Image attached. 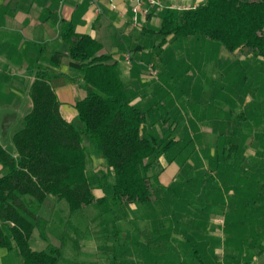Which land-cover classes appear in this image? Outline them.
Here are the masks:
<instances>
[{
	"label": "trees",
	"instance_id": "obj_1",
	"mask_svg": "<svg viewBox=\"0 0 264 264\" xmlns=\"http://www.w3.org/2000/svg\"><path fill=\"white\" fill-rule=\"evenodd\" d=\"M160 16L158 29L142 30L141 51L162 44L167 50L178 41L196 39L218 44L230 54L249 51L259 67L255 72H264V0H204L188 8L168 7ZM59 35L67 46L71 72L67 76L85 96L74 103L75 118L66 120L50 71H35L28 89L31 109L17 121L10 143L0 142V248H15L22 264H59L61 246L49 241V220L40 214L43 201L54 197L64 199L70 213L94 207L100 224H106L108 214L134 205L140 212L130 219L135 231L124 233L112 220L110 232L113 241L123 238L126 243L123 254L136 246L142 260L137 264H251L264 249V178L260 174L264 168L259 166L260 159L250 163L246 151L252 139L264 147V125L259 135L244 128L254 118H264V110L258 107L259 114L250 118L244 115L245 107L235 116L225 110V116L214 122L223 129L217 132L207 167L203 151L211 146L203 145L201 152L200 136L185 129L174 104L166 102L169 109L165 110L160 96L147 98L148 82L139 83L138 89L125 83L117 60L103 51L97 39L76 33L71 23H64ZM154 36L159 37L157 44ZM241 64L227 62L222 74L244 79L242 72L247 71L239 68ZM252 81L250 77L248 90ZM229 123H236L234 129L228 128ZM256 150L255 156L264 155ZM161 154L169 161L175 156L181 160L178 181L168 186L158 180V172H151ZM99 160L112 171L111 178L91 167ZM95 188L103 195L96 197ZM225 200L232 207H225L227 212L223 209V237H218L210 233L211 215L227 205ZM143 216L151 221V228H138ZM103 226L104 236H110ZM35 229L47 241L41 250L29 244ZM241 231L251 234L250 240H240ZM216 247H223V261Z\"/></svg>",
	"mask_w": 264,
	"mask_h": 264
},
{
	"label": "rangeland",
	"instance_id": "obj_2",
	"mask_svg": "<svg viewBox=\"0 0 264 264\" xmlns=\"http://www.w3.org/2000/svg\"><path fill=\"white\" fill-rule=\"evenodd\" d=\"M179 1H174L170 4L162 3L164 6L163 10L169 6L187 8L198 4L193 0ZM160 12H156L158 16L157 24L152 23L153 25L148 26L152 27V30H156L160 26ZM153 41L157 44L159 37L154 36ZM173 44L175 45V43ZM217 45L202 43L196 39H184L178 41L173 48L167 50L162 48L164 44L158 47L155 46L153 51L157 55L154 60L155 63H148L143 67V74L149 77L151 82L149 89L153 88L156 79L160 80V83L156 82L155 85L159 86L163 92V94L159 95L160 100L164 103L163 109H169V105L166 102L174 104L175 107L173 109L180 112L183 116L185 129H192V132L195 133L194 137L200 136L201 141L200 144L197 143V147L201 152L205 149H203V145L208 143L211 146L209 150L207 149L209 152L206 149V151H203L204 163L207 167L210 162V155L214 154V146L218 138L217 132L223 129L220 122L215 124L214 122L225 116V110H230L231 114L235 116L245 107L244 115L247 118L259 114L258 105L260 102L257 105V100H251L250 97L252 95L248 96V101H246L245 94L249 92L247 87L250 84V77L253 80L252 82L264 86L261 75L255 72L259 67L256 64L253 68L250 64L249 51L241 50L239 53L236 50L234 54H230ZM167 51L172 54L170 58L167 57ZM231 61H241L242 64L239 68L242 67L247 71L246 74L242 72L246 76L244 79L241 75L238 79H228L222 74V68L227 62ZM239 86L240 88H237ZM162 98H165V100ZM260 109L262 112L263 108L261 107ZM232 119L235 120L234 118ZM183 123H180V125ZM235 124L229 123L228 128L234 129ZM263 125L264 118L261 115L258 118H254L244 129L251 131L252 135L253 133L259 135V129H262ZM11 129H16V123L11 126ZM181 132H179V135ZM248 142L250 146L246 151L247 157L249 155L250 157L253 156L252 154L256 147V152H264V147L254 142L253 139ZM179 159V157L175 156L172 161H169L165 155L161 154L158 160L152 163L151 172H158L157 177L161 184L165 186L173 184L178 181L177 172L181 164ZM259 166L264 167V160L259 163ZM91 167L99 175L105 173L110 178L112 177V171L106 168L101 161H94ZM93 193L98 195L100 191L95 189ZM226 197L229 198L228 195ZM225 203L227 205L224 208L223 206L219 209L218 207L215 208L218 210L211 215V232L214 235H218V237H223V232L221 231L222 216L223 212L228 210H225V207H232L229 201L225 200ZM138 212L134 205L125 207L123 210L121 209L115 211V213L108 214L107 217L105 216L106 224H100L101 219L94 218L97 215V209L92 206L70 213L64 199L55 201L51 197H47L40 208V214L49 220V241L52 244L61 246L63 258L59 264H137L140 262V257L136 246L132 247V251L127 249V253L123 254V247L126 246V243H123V238L113 241L110 230L113 229V221H115L117 227L123 232L130 229L135 231L130 219L138 215ZM143 217L137 222L138 228H151V221L147 220L146 216ZM103 225L108 227L110 236H104L106 233H104L105 226ZM99 226L101 227L99 228ZM88 227H90V230L92 229L89 232L87 230ZM38 235V230L35 229L29 240L30 246L35 250H40L46 245L45 241ZM122 236L126 235L122 234ZM140 236L141 240H143L144 236ZM115 245L119 247L114 248ZM222 250L224 251L223 247ZM221 252V250L217 251L222 259L221 261H223L224 252ZM255 258L252 261L253 263H264V253Z\"/></svg>",
	"mask_w": 264,
	"mask_h": 264
},
{
	"label": "crops",
	"instance_id": "obj_3",
	"mask_svg": "<svg viewBox=\"0 0 264 264\" xmlns=\"http://www.w3.org/2000/svg\"><path fill=\"white\" fill-rule=\"evenodd\" d=\"M174 1L179 0H161L163 4H170ZM193 1L201 3L204 0ZM112 3L115 8L111 6L110 0H96V3L91 0H0L1 144L5 146L10 143L14 132L11 126L31 109L28 89L38 68L50 71L52 75L50 82L60 102L59 110L62 116L66 120L75 118L74 103L85 96V91L67 76L71 73L66 54L67 46L59 35L64 23H71L76 33L87 34L97 39L102 44L103 51L110 53L117 60L123 81L132 85L133 89H138L141 82H148L151 85L149 77L143 74V67L148 63L152 64L157 55L149 46L141 51L140 45L144 42L142 30L148 31L152 29L148 27L149 25L157 24V13L151 11L149 15L140 17V26L133 27L130 20V0H112ZM126 56L130 57L129 63L125 61ZM170 56L172 54L167 51V57L170 58ZM249 61L251 65H255L250 53ZM257 74L261 75L264 83V72L259 71ZM156 82L160 83V80L156 79L151 89L147 86V94H149L147 98L151 95L158 97L161 93L163 94L161 88L155 85ZM251 85V89L246 94V101H248V96L252 95L251 100H257V105L260 102L258 107L264 110V86L255 82ZM139 99L140 96L137 95L136 100ZM255 150L253 156L248 157L250 163L264 160V155L255 156ZM1 168L0 165V174ZM260 174L264 178V169H261ZM95 189L100 191V194H94L96 197L103 195L101 189ZM51 198L56 201L54 197ZM261 204L263 203L258 202L256 205ZM241 234L240 240L242 241L245 237L249 239L251 236L247 231H241ZM45 244L47 245V241ZM262 246L264 247V240ZM218 250H221V253L224 252L222 247H216L217 255ZM262 253L264 249L260 254ZM260 254L253 256L252 261ZM0 264H22V262L15 248H0Z\"/></svg>",
	"mask_w": 264,
	"mask_h": 264
},
{
	"label": "built area",
	"instance_id": "obj_4",
	"mask_svg": "<svg viewBox=\"0 0 264 264\" xmlns=\"http://www.w3.org/2000/svg\"><path fill=\"white\" fill-rule=\"evenodd\" d=\"M92 2L96 3V0H91ZM111 6L113 8L114 4L112 3V0H110ZM131 5H130V11H131V25L133 27H139L140 23V17L142 16H147L151 11L157 12V11H162L164 6L161 2V0H130ZM170 8H173V6H169ZM185 8V7H182ZM188 8V7H187ZM99 8L97 7V10ZM125 61L127 63L130 62V57L126 56Z\"/></svg>",
	"mask_w": 264,
	"mask_h": 264
}]
</instances>
